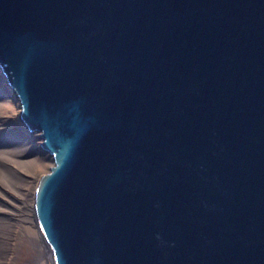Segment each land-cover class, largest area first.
I'll use <instances>...</instances> for the list:
<instances>
[{
    "label": "water",
    "instance_id": "1",
    "mask_svg": "<svg viewBox=\"0 0 264 264\" xmlns=\"http://www.w3.org/2000/svg\"><path fill=\"white\" fill-rule=\"evenodd\" d=\"M0 68L53 159L14 264H264V0H0Z\"/></svg>",
    "mask_w": 264,
    "mask_h": 264
},
{
    "label": "bare ground",
    "instance_id": "2",
    "mask_svg": "<svg viewBox=\"0 0 264 264\" xmlns=\"http://www.w3.org/2000/svg\"><path fill=\"white\" fill-rule=\"evenodd\" d=\"M4 77L0 68V264H14L24 249L38 170L53 159L38 134L27 130L20 100Z\"/></svg>",
    "mask_w": 264,
    "mask_h": 264
},
{
    "label": "rangeland",
    "instance_id": "3",
    "mask_svg": "<svg viewBox=\"0 0 264 264\" xmlns=\"http://www.w3.org/2000/svg\"><path fill=\"white\" fill-rule=\"evenodd\" d=\"M4 80H5V82L7 83V79L4 77L3 78ZM7 85H8V83H7ZM9 86V85H8ZM16 95V94H15ZM38 142H40V141H38ZM52 167V165L51 166H49V167H41L38 171H39V174H40V179L44 176V175H46L48 172H49V169ZM42 175V176H41ZM24 250V249H23ZM23 250L21 251V257L19 258V259H22V254H23Z\"/></svg>",
    "mask_w": 264,
    "mask_h": 264
}]
</instances>
